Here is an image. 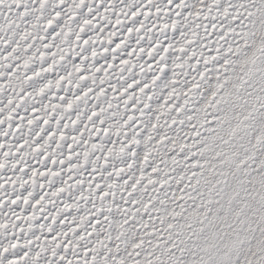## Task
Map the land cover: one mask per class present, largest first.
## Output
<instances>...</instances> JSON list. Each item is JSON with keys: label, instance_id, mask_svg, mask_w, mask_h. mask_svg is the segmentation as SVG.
<instances>
[{"label": "snow or ice", "instance_id": "obj_1", "mask_svg": "<svg viewBox=\"0 0 264 264\" xmlns=\"http://www.w3.org/2000/svg\"><path fill=\"white\" fill-rule=\"evenodd\" d=\"M0 264H264V0H0Z\"/></svg>", "mask_w": 264, "mask_h": 264}]
</instances>
